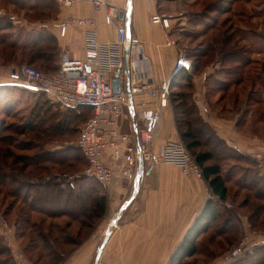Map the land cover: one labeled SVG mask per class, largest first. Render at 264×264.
<instances>
[{
  "label": "trees",
  "instance_id": "obj_1",
  "mask_svg": "<svg viewBox=\"0 0 264 264\" xmlns=\"http://www.w3.org/2000/svg\"><path fill=\"white\" fill-rule=\"evenodd\" d=\"M4 1L13 3L21 9H43V12L40 10L41 14H47L48 12V14H51L52 9L57 11V5L51 6L52 4L50 3L54 0ZM189 1L183 0V3L188 4ZM194 1L190 4L196 5L201 0ZM244 1L250 2V0ZM213 10L225 14L231 12L232 8L229 7L226 10L223 8L221 10L216 6ZM240 13L243 14V12ZM232 19V17H227L221 23L219 19H213L214 22L209 24L208 28L206 27L205 34L207 35L211 31V36L205 48L194 56L197 60V64L194 66L195 72H198L200 64L208 57L217 58L221 64L227 65L226 72L230 77L219 86L223 92L228 91L226 89L231 88L235 84L244 83L248 79V67L253 63L252 57L247 52L248 49L249 51L253 50L251 47L254 46V52L264 56V28H261L260 31H251L255 36L252 37L250 42L247 41L248 39L246 40V36L251 32H248L247 28H243L244 30L236 28V24ZM13 26L14 23L10 19H0V31L11 29ZM0 53V57L6 59L4 61H8L9 57L15 59V57L21 56L28 59L31 63L40 62V65L44 68H50L53 71L58 70L56 69V62L58 61L60 46L54 34L42 37L30 45L18 46L11 44L5 46L3 50H0ZM261 70L262 72L253 70V78L249 76L248 79L251 83L250 90L254 91V94L255 90L262 89L261 85L258 84V80L264 71V62ZM257 84L261 88H256ZM7 85L6 83H0V89H4ZM191 87H193V82L190 73L184 71L175 73L171 81L169 97L174 104L176 124L180 137L203 169L204 179L208 183L213 196L219 198V200H228L231 193L227 184L230 174L224 176L221 163L241 159L252 167L249 168L251 170L246 169L243 171L238 177L236 183L239 189L234 192V195H240L241 189L253 193L256 200L250 202L251 196L247 195L240 202V205H245L249 209L251 207L249 219L252 225L256 226L257 221L264 213V202H260L264 201V173L260 172L263 160L252 158L229 146L206 125H196V120L193 117L196 106L188 101L189 94L187 90ZM178 88L181 89L177 90ZM182 88H187L186 92ZM41 93L46 95L44 92ZM252 98L249 101H255L259 104L256 113L260 115V119H264L263 97L254 98L253 100ZM234 100L236 102L239 101L238 96ZM49 101L59 105L62 110L66 111L63 118L56 124H44L45 126H42L40 122H43V120L38 121L33 118L27 120L26 123L5 125L3 119L0 118V164H4L5 167L25 175L24 179H20L3 171L0 166V195L13 198V201L6 205L5 208H2L3 211L0 216L13 211L17 202L22 201L23 206L19 208L20 215L28 220L31 228L30 237L32 238L29 245L36 246V243H32L34 242V237L42 243H38V248H42V253L37 257L36 261L39 262L44 258L45 264H61L65 255L62 253L59 255L60 250L58 247L78 244L76 236L74 237L73 234H70L68 229L78 227L76 233L79 235L83 229L95 226L108 212L109 196L107 189L94 178L83 177L78 179L76 188L72 189L65 184L66 178L62 175L66 173L52 172L53 167L56 165L72 166L74 160L85 161L86 166L87 162L80 148H64L52 151L44 148V144L52 140L53 137H61V135L70 132L69 124L72 125L74 116L77 117L84 113L87 116L84 120L85 122L91 115L92 110L90 106L82 105L79 108L80 112H78L73 108H65L51 99ZM6 113L8 114V112ZM73 114L75 115L73 116ZM71 118L72 120H69ZM12 133L23 135L27 138L19 140ZM17 148L34 152L17 156L13 151ZM10 159L12 161L9 163ZM63 177L64 179H62ZM83 182L84 184H82ZM1 205L4 206L3 203ZM32 218L36 220L33 221ZM63 218L66 220H60ZM238 223L239 221L235 220V216L231 211L222 210L214 198H209L202 212L186 232L180 245L172 253L167 264H184L186 259L197 254L200 249V236L210 231L214 226L218 227L217 234L222 235L230 246L233 243V241L231 242L232 237L235 239L234 234L237 233ZM55 244H57V248L54 246ZM11 250L5 236L0 234V264H17ZM263 263L264 246L257 248L254 253L244 259L230 264Z\"/></svg>",
  "mask_w": 264,
  "mask_h": 264
},
{
  "label": "crops",
  "instance_id": "obj_2",
  "mask_svg": "<svg viewBox=\"0 0 264 264\" xmlns=\"http://www.w3.org/2000/svg\"><path fill=\"white\" fill-rule=\"evenodd\" d=\"M161 1H110L125 11L130 7V23L124 21L129 25L131 36L140 40L139 45L134 49L129 44L119 48L123 64L119 72L112 73V76L113 80L120 79L122 90L128 91L134 79L138 84L160 87L162 82L172 81L175 75L173 69L176 58L181 53V48L170 33L169 27H166L162 22H154L153 16L158 14L162 18L168 17V22H170L173 20L170 18L171 15H164L163 17L161 14L176 13H163ZM166 1L171 3L179 0ZM56 8L55 18L41 23L39 27L57 37L59 46L63 51L61 58L63 56L82 58L91 61L93 64L104 60V54L100 47L98 48V44L113 45L115 43L117 26L122 19H119L116 24H108L105 21L106 8L96 11L93 5L87 2H80L70 8L57 5ZM90 16L96 18V27L90 29L86 26H69L65 34H61V26L68 18ZM91 31L95 32L97 44H92L89 41ZM254 50V48L250 51L247 50L252 58L255 54ZM128 54L131 56L129 59L136 60L138 64V72L134 78L131 72L127 70L126 58ZM219 63H216L215 67L209 68L206 72L192 71L190 73L193 87L187 90L188 101L196 106L193 112L196 125H206L229 146L252 158L263 160L260 172L264 173V159H261L264 156V126L262 124L264 119H260V115L256 113L259 104L255 101H249L252 97V100L260 97L264 99V71L258 80L263 92L257 89L255 95L254 91L250 90L251 92L249 91L244 96L247 101L244 107L238 109L236 105L242 103V93L238 96L239 101L237 103L232 101L231 104H225L231 92L225 93L219 86L226 79L217 76L213 81L210 80L212 79L210 73L215 71L214 68L218 69ZM235 90L236 88L231 91ZM155 105L156 102L146 94L132 95L121 120L122 130L134 133L136 127L140 128L142 125L141 111L155 107ZM161 112L159 128L153 141L148 145V148L157 153L168 140L180 137L174 104L170 97ZM121 157L116 160L111 149L105 153L106 163L115 169L114 182L112 187L107 189L111 200L110 204L111 207L118 206L117 211H119L127 200L131 197L133 199L123 209L116 228L111 232L103 248L101 257L107 260L106 264H167L172 253L180 245L186 232L202 212L209 198H214L222 210L231 211L237 222L239 220L248 221V217L243 212L247 208L245 205L241 206L239 203L231 201L234 205L233 208H229L227 204L230 199L219 200V198L214 197L204 178H199L194 174H184L179 166L161 161L149 166L144 165V170L139 179L136 177L128 179L120 172L124 160V156ZM131 184L135 185V188L132 189ZM230 197L231 195L228 198ZM124 199L126 200L123 202ZM14 231L15 225L10 227L4 220L0 221V234L5 236L16 260L18 253L22 250L19 243L16 242ZM202 235L199 238V245L202 244ZM217 237L218 240L220 239L219 241H224L226 246L229 245L224 238H219L223 237L222 235L217 234ZM105 238L106 235L100 241L98 249ZM212 241L206 244V253L199 249L203 253L199 264H212V260H215L220 253L217 245L214 244L216 241L213 244ZM98 249L93 256L94 261ZM197 254L186 259L185 263L196 264ZM204 259L207 261L203 262ZM188 260L190 262H187ZM68 263L69 261L66 262V264ZM25 264L31 263L27 261Z\"/></svg>",
  "mask_w": 264,
  "mask_h": 264
},
{
  "label": "rangeland",
  "instance_id": "obj_3",
  "mask_svg": "<svg viewBox=\"0 0 264 264\" xmlns=\"http://www.w3.org/2000/svg\"><path fill=\"white\" fill-rule=\"evenodd\" d=\"M193 2L195 1L190 0L188 4H184L183 0H179L171 3L167 2L166 0H162L161 3L163 4V8H162L163 13L174 12L176 14H161V15L163 17L164 15L172 16L170 18H173V20L168 22L170 33L178 42V45L181 48V53L186 54L191 59L194 66L197 64V60L194 56L198 54L201 49L205 48V45L207 44V41L211 36V31L208 32L207 35L205 34V32H206V27L208 28V25L214 22L213 19H219L221 23V21L227 19V17H232L233 18L232 20L236 24L235 25L236 28L237 27L239 29L247 28L248 32L251 31L255 32L256 30L259 31L261 28H264V15H260V14H264V0H250L249 3H247L244 0L241 1L201 0L200 3L196 5L190 4ZM50 3L52 4L51 6L59 5L57 2L54 1ZM216 6L218 9L220 8L221 10L223 8L226 10L229 7L232 8V10L231 12L222 14L221 12H217L213 10ZM40 10L43 12V9H37V10H32L29 8L21 9L18 8V6L13 3L0 0V19H4V20L10 19L14 23L13 28L0 31V50H3L5 46L11 44L18 46L30 45L33 44L34 42H37L42 37H47L50 33L44 30V28L41 29L39 26H41V23H45L46 21H50L51 19H54L56 15L55 14L56 10L52 9L51 14H48L49 12L47 14H41ZM240 12H243V14H241ZM179 13H183V14H179ZM165 18L168 19V17ZM252 37H253V33L251 32L249 35L246 36V40L248 39L247 41L251 42ZM251 48L255 49V47H251ZM62 53L63 51L60 48V53L57 58L58 61L56 62V66H57L56 69H58V67L60 66V61H61L60 57ZM8 59H9L8 61H4L6 59H2L0 57V81H3L1 83H5L8 80L10 72L13 68L21 66L23 64L33 65L46 72L53 71L52 69L50 70V68L42 67L40 65V62L31 63L28 59H25L24 57L21 56L15 57V59L9 57ZM218 61L219 60H217V58L213 59L208 57L207 59H204V62L200 64L198 73L202 71L206 72L209 68L215 67L216 63H219ZM252 62L253 63H251L250 67H248L249 68V72L247 73L248 79L249 76H251L250 78H253L254 75L253 70L262 72L261 68H262V63L264 62V56L255 53L254 57L252 58ZM218 65H219L218 69L214 68L215 71L210 73L212 77V79H210L211 81H213V79L216 78L217 76L218 77L221 76L225 79L230 77V75L227 74L226 72V69L228 68L227 65L221 63H219ZM248 79L245 80V82L240 85L235 84L231 88L226 89L228 91H226L225 93H229L230 91L231 95H229L230 97L229 99H227V101H225V104L227 103L231 104L232 101H235L234 100L235 97L240 96V94L242 93L243 96L242 103H239L236 106L238 107V109L244 107L245 105L244 96L251 89V83L250 80ZM259 86L260 85L257 84L256 88H261ZM234 88H236V90L231 91ZM180 89L181 88H178L177 90ZM182 89H184L183 91L186 92L187 88L186 89L182 88ZM260 92H263V89H260ZM46 96L47 95L42 94L40 91L30 87L8 84L7 87H5L4 89H0V118L3 119V123L5 125L6 124L17 125V124L26 123L27 120L33 118L37 119L38 121L43 120V122L42 121L40 122L42 126L56 124L59 120L63 118V115L66 114V111L62 110L59 105L49 101L50 99L48 98V96L47 97ZM6 112H8V114ZM74 115L75 114H73V116ZM73 116L71 115L72 118ZM86 117L87 116H85L84 113L78 115L77 117L74 116L72 125L69 124L70 132H67V134L65 135H61V137L59 136L53 137L52 140L44 144L45 146L44 148L52 151L61 150L64 148L77 149L78 148L77 139L79 136V130ZM72 118L69 120H72ZM262 124L264 126V123ZM262 124H260V126H262ZM16 136L17 138H19V140H24L25 138H27L23 135H16ZM179 139L185 145L181 137H179ZM13 151L17 156L24 154H32L34 152L32 150H25L19 148L14 149ZM261 159H264V156ZM11 161L12 159L9 160V163ZM79 162L80 161L74 160L73 165L70 167L56 165L53 167L52 172L66 173L62 176L67 178L69 177V175L75 174L76 172H79L84 169L85 161H82L80 163ZM221 164H222L224 176L230 174V176H228L227 179V184L231 190L230 193L231 197L228 198L230 199V202L228 204L232 205L231 208H233L234 205L233 203H231V201L240 204V202H242V200H244V198L247 195L251 196L250 202L256 200L254 199L253 193L245 189L240 190L239 192L240 195L237 196L234 195V192H236V190L239 189L238 184L236 183L238 177L242 174L243 171H245L246 169L251 170L249 168L252 167L247 162H244L241 159L231 160L228 163L224 162ZM50 165L53 166L52 164ZM0 166L3 171L9 174L19 177L20 179L25 178V175L21 174L19 171L13 170L11 168H7L5 167L4 164H0ZM64 177L62 179H64ZM82 184H84V182ZM131 187L133 189L135 188V185L133 186V184H131ZM126 199L122 201L124 202ZM11 201H13L12 197L10 196L3 197V195H0L1 215L3 211L2 208H5L6 205H8ZM260 202H264V201H260ZM2 203L4 204V206L1 205ZM110 203L111 200L109 199V209L106 216L102 218L95 226L91 228L83 229L79 235L76 233L78 227H72L71 229H68V231H70L69 232L70 234H73L74 237L76 236V242L78 244L61 245L60 247H58L60 250L59 255H61V253L65 255L63 256L65 260L63 259L61 261L62 262L61 264H66L67 261H69L68 264L95 263L93 256L95 255L96 250L98 249V245L100 241H102V238L105 237L107 231L109 230L110 223L112 222L113 218L116 216L118 212L117 211L118 206L111 207ZM22 206H23L22 201H18L13 211L9 213L7 212V214L4 216H0V221L4 220L7 224L10 225V227L16 224L15 231L13 232L14 237L16 238V242L19 243L22 252L26 256V262L29 261L31 264H45L43 257H42L43 259H41L39 262L36 261L37 257L42 253L41 252L42 248H38L39 245L38 243H40V240L34 237L33 238L34 242L32 243H36V246L29 245L30 244L29 242L32 238L30 237L31 228L28 220L20 215L19 208ZM250 211H251V207L250 209L247 207L245 211H243L244 214L248 217V221L239 220L237 233L234 234L235 239L234 237H232L231 242L233 241V243L230 242L231 243L230 246L229 245L226 246L224 241H219L220 239L218 240L217 226L212 227L210 231L202 235L203 236L201 239L202 244L200 243L199 246L200 249L204 250L203 253L207 252L205 246L209 241L213 240L212 244L215 241L219 243V244L216 242L214 243L215 245H217L218 251H220V253L217 255L215 260L214 259L212 260L213 262L212 264L218 262L220 257L224 253H226V251L230 250L240 241L243 230L250 229V230L264 231V213L261 216V218L257 221V225L254 226L252 225V222L249 219ZM32 220L35 221L36 219L32 218ZM60 220L63 221L66 219L63 218ZM115 228L116 226L113 227V230ZM219 238H224V237H219ZM54 246L57 248V244H55ZM203 253L199 251V253L196 255L198 256L196 260L197 261L196 264L201 263L200 259L202 258ZM205 261H207V259L203 260V262ZM106 262L107 260L101 257L99 264H106ZM187 262H190V260H188Z\"/></svg>",
  "mask_w": 264,
  "mask_h": 264
},
{
  "label": "built area",
  "instance_id": "obj_4",
  "mask_svg": "<svg viewBox=\"0 0 264 264\" xmlns=\"http://www.w3.org/2000/svg\"><path fill=\"white\" fill-rule=\"evenodd\" d=\"M54 1L67 8L80 2L93 5L96 11L106 8L105 21L108 24H116L121 19L122 8L110 2L111 0ZM124 20L126 19H122L117 26V37L113 45L98 44V48L100 47L104 54V60L93 64L82 58L63 56L58 70L50 72L30 64H23L11 70L5 83L44 92L53 102L65 108L76 109L78 112L82 105L91 107L92 113L80 127L77 139V146L82 150L87 164L83 170L65 179V184L69 188L75 189L76 181L83 177L94 178L106 189L111 188L115 178V169L105 161V153L108 149L112 150L116 160L124 156L120 172L128 179L137 178L141 159L147 166L161 161L172 163L179 166L184 174H194L199 178H204L203 169L178 137L168 140L158 153L148 148L159 128L161 109L168 102L171 81H164L160 87H153L150 84H138L134 79L128 91L114 89L112 73H118L123 64L119 48L129 44L134 49L140 43L138 38L131 36L129 25ZM153 21L162 22L169 27L168 19L158 14L153 16ZM69 26H86L92 29L96 27V18L92 16L68 18L61 26L62 35ZM94 35L95 32L91 31L89 41L97 44ZM193 69L191 59L184 53L178 54L173 73L180 71L191 73ZM129 72L133 78L138 72L136 60L131 58L129 59ZM137 93L148 95L156 102V105L141 111L142 125L140 128L136 127L134 133L124 132L121 128V120L130 103V97ZM227 206L232 207L231 204ZM262 246H264V231L243 230L240 241L226 251L218 262L230 264L240 261ZM16 261L17 264H25V254L18 253Z\"/></svg>",
  "mask_w": 264,
  "mask_h": 264
},
{
  "label": "water",
  "instance_id": "obj_5",
  "mask_svg": "<svg viewBox=\"0 0 264 264\" xmlns=\"http://www.w3.org/2000/svg\"><path fill=\"white\" fill-rule=\"evenodd\" d=\"M130 6H131V1H130ZM120 17H121V19H126V20L130 21V7L126 11L125 10H122L121 13H120ZM128 56H129V54H128ZM128 56L126 58L127 70H129V57ZM113 85H114V89L116 91H119L121 89L120 79L116 78L113 81ZM139 167L140 168H139V171H138V174H137V178L138 179L140 178V175L142 174V172L144 170V160L143 159L140 160ZM132 199L133 198L131 197L129 200H127L124 203V205L117 212L116 216L113 218L112 222L110 223L109 230L106 233V238H105V240L103 241V243L101 244V246L98 249V252H97V255H96L95 263L94 264H99L100 259H101V254H102L103 248H104V246H105V244H106V242H107V240H108L111 232L113 231V227L116 226V224H117L116 222L120 219L121 213H122L123 209L126 208L131 203Z\"/></svg>",
  "mask_w": 264,
  "mask_h": 264
}]
</instances>
